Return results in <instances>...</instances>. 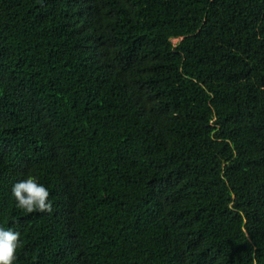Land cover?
Wrapping results in <instances>:
<instances>
[{
	"label": "trees",
	"instance_id": "1",
	"mask_svg": "<svg viewBox=\"0 0 264 264\" xmlns=\"http://www.w3.org/2000/svg\"><path fill=\"white\" fill-rule=\"evenodd\" d=\"M0 227L14 264H264V0H0Z\"/></svg>",
	"mask_w": 264,
	"mask_h": 264
},
{
	"label": "clouds",
	"instance_id": "2",
	"mask_svg": "<svg viewBox=\"0 0 264 264\" xmlns=\"http://www.w3.org/2000/svg\"><path fill=\"white\" fill-rule=\"evenodd\" d=\"M12 194L17 201V207L32 213L35 211L51 212L48 189L38 183L34 176L14 184ZM22 246L20 233L0 227V264H14L17 259V249Z\"/></svg>",
	"mask_w": 264,
	"mask_h": 264
},
{
	"label": "rangeland",
	"instance_id": "3",
	"mask_svg": "<svg viewBox=\"0 0 264 264\" xmlns=\"http://www.w3.org/2000/svg\"><path fill=\"white\" fill-rule=\"evenodd\" d=\"M175 42H177V40Z\"/></svg>",
	"mask_w": 264,
	"mask_h": 264
}]
</instances>
